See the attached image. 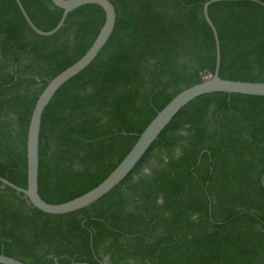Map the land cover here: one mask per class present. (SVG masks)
<instances>
[{"label": "trees", "instance_id": "1", "mask_svg": "<svg viewBox=\"0 0 264 264\" xmlns=\"http://www.w3.org/2000/svg\"><path fill=\"white\" fill-rule=\"evenodd\" d=\"M109 1L111 36L42 116L38 192L50 204L95 188L162 108L214 73L209 0ZM20 2L41 31L61 18L50 0ZM208 15L219 77L264 82V0L215 2ZM104 18L82 6L44 37L14 0H0L1 178L26 188L35 102L87 52ZM0 254L25 264H264V97H197L117 186L72 213L45 214L0 182Z\"/></svg>", "mask_w": 264, "mask_h": 264}, {"label": "water", "instance_id": "2", "mask_svg": "<svg viewBox=\"0 0 264 264\" xmlns=\"http://www.w3.org/2000/svg\"><path fill=\"white\" fill-rule=\"evenodd\" d=\"M20 10L25 22L29 28L40 36H51L55 34L64 24L69 13L86 5L99 6L105 15L104 23L87 52L74 64L63 70L52 80L48 82L43 91L38 96L34 108L32 110L26 137V165L27 177L26 188H20L9 181L0 177V182L13 189L17 193H21L28 202L37 210L49 215H63L83 209L99 200L115 186H117L135 167L152 143L158 138L160 133L170 123L174 116L184 108L188 103L199 96L209 93H227L241 94L248 96L264 97V82H243L226 80L219 77L220 67V47L216 29L209 18L208 7L221 1H242V0H209L202 6V15L207 25L210 27L215 42V67L214 73L202 82L195 84L179 94H177L164 108H162L155 117L149 122L145 129L140 133L136 142L115 167V169L95 188L85 194L61 204H50L42 200L38 192V169H39V134L41 128V120L44 111L53 98L55 93L69 79L83 71L97 57L98 53L104 47L111 36L116 14L112 3L109 0H50L52 4L62 10V15L57 25L50 31L44 32L39 30L30 20L25 12L20 0H14ZM263 5V4H262ZM0 264H25L14 258L0 254ZM70 264H89L86 262H72Z\"/></svg>", "mask_w": 264, "mask_h": 264}, {"label": "built area", "instance_id": "3", "mask_svg": "<svg viewBox=\"0 0 264 264\" xmlns=\"http://www.w3.org/2000/svg\"><path fill=\"white\" fill-rule=\"evenodd\" d=\"M209 76V75H208ZM208 76H206L204 79L208 78Z\"/></svg>", "mask_w": 264, "mask_h": 264}]
</instances>
